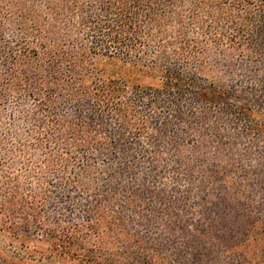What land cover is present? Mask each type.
Listing matches in <instances>:
<instances>
[{
    "label": "trees",
    "instance_id": "1",
    "mask_svg": "<svg viewBox=\"0 0 264 264\" xmlns=\"http://www.w3.org/2000/svg\"><path fill=\"white\" fill-rule=\"evenodd\" d=\"M247 140L264 0H0V264H264Z\"/></svg>",
    "mask_w": 264,
    "mask_h": 264
},
{
    "label": "rangeland",
    "instance_id": "2",
    "mask_svg": "<svg viewBox=\"0 0 264 264\" xmlns=\"http://www.w3.org/2000/svg\"><path fill=\"white\" fill-rule=\"evenodd\" d=\"M244 143L245 144L240 147V152L244 153L245 155L249 153L247 156L256 160L260 164L262 157H264V142L247 140ZM256 195L264 203L263 193H261L260 191H256Z\"/></svg>",
    "mask_w": 264,
    "mask_h": 264
}]
</instances>
